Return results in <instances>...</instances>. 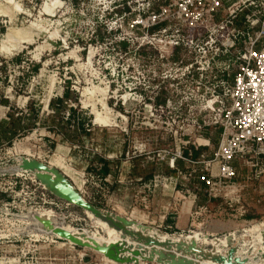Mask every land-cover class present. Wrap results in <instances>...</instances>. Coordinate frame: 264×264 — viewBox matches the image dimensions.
<instances>
[{"label":"rangeland","instance_id":"1","mask_svg":"<svg viewBox=\"0 0 264 264\" xmlns=\"http://www.w3.org/2000/svg\"><path fill=\"white\" fill-rule=\"evenodd\" d=\"M147 2L0 0V122L9 114L16 118L30 114L29 124L38 125L0 148V264H128L94 250L122 240L120 229L107 217L149 220V215L159 217L169 211L177 218L204 207H198V199L209 200L201 192L193 203L192 194L200 191V184L183 180L176 172L187 167L185 162L171 168L184 146L167 136L177 127L151 125V113L135 102L140 82L145 79L152 86L149 58L154 52L140 48V31L133 26L137 10ZM140 61L146 63L142 69ZM68 89L70 97L64 99ZM61 99L63 104L58 102ZM56 126L60 133L52 130ZM186 129L192 145L198 138L196 127ZM211 145L209 153L216 149ZM96 156L110 162L114 176L109 181L114 188L94 170L100 168ZM239 170L238 202L231 209L222 198L212 200L196 226L206 220L209 229L220 223L237 229L245 221L264 218V175L256 179L251 164ZM55 173L95 212L58 197L68 194L67 199H78ZM160 200H172V208L162 206ZM260 228L255 227V232ZM58 230L84 246L74 249V244L56 237ZM171 240L182 239L160 242ZM125 256L134 262V255Z\"/></svg>","mask_w":264,"mask_h":264},{"label":"built area","instance_id":"2","mask_svg":"<svg viewBox=\"0 0 264 264\" xmlns=\"http://www.w3.org/2000/svg\"><path fill=\"white\" fill-rule=\"evenodd\" d=\"M134 18L140 48L154 52L149 58L152 86L145 79L140 82L135 102L151 113V125L177 127L167 133L184 145L172 159V170L175 163L185 162L187 167L176 169L177 174L203 185L209 202L222 198L232 209L238 202L239 167L251 164L256 179L264 175V0H149ZM145 66L140 61L139 67ZM204 105L214 112L212 117L202 115ZM188 126L196 127L192 145ZM218 128L223 132L217 149L199 152L212 147L206 135ZM207 210L191 209L190 216L200 219ZM255 227H261L258 235ZM154 231L188 243L198 232L199 247L209 253L228 259L229 251L237 249L233 261L264 264V218L245 221L225 234L209 235L192 225L177 233ZM204 238L211 244L203 245ZM170 253L207 264L191 251L173 248Z\"/></svg>","mask_w":264,"mask_h":264},{"label":"water","instance_id":"3","mask_svg":"<svg viewBox=\"0 0 264 264\" xmlns=\"http://www.w3.org/2000/svg\"><path fill=\"white\" fill-rule=\"evenodd\" d=\"M54 175H59L55 173ZM71 188V190L77 195L78 199L71 200L63 197H58L70 201L82 208H85L88 211L95 212V209L92 205L87 204L79 194L72 189L67 180L59 175ZM43 178H51L45 176ZM44 182V181H43ZM52 192V191H51ZM108 222H111L114 226H117L120 229V234L122 235V240L114 245H110L108 248L95 249V251L104 255L107 259L116 262V263H128V264H140L141 260H147L151 263L157 264H197L195 261L187 259L186 257H177L174 254H171L170 251L173 248H176L178 251H191L198 259L202 258L206 261H213L218 264H244L240 259H235L234 254L237 252V249H232L229 251L228 259L221 256H216L212 253L207 252L204 248L199 247L196 240H190L189 243L185 240H180L173 242V240L161 243L158 238L152 237L149 230H154L152 227L145 226L141 223L129 220L127 218H117L115 221L111 217L106 218ZM137 227V230H136ZM56 237L67 240L76 246H84L76 241V239L66 231L58 230ZM264 237V233H263ZM136 240V242H132ZM134 243V244H133ZM137 247V249L135 248ZM126 253H131L134 255V262L132 259L125 256ZM145 254L148 255L145 258Z\"/></svg>","mask_w":264,"mask_h":264},{"label":"crops","instance_id":"4","mask_svg":"<svg viewBox=\"0 0 264 264\" xmlns=\"http://www.w3.org/2000/svg\"><path fill=\"white\" fill-rule=\"evenodd\" d=\"M217 129L212 130L210 132H207V138L211 141V143L213 144V146L217 147L220 144L221 141V136H222V129H220L217 133L215 132ZM214 132V133H213ZM209 152L210 149L208 148H202L199 152ZM199 152L198 155H199ZM110 166V165H109ZM173 172V171H170ZM114 176V172L112 171L111 167H110V172L109 174L106 176L105 179V183L108 184L109 188L112 189L114 188L113 185L110 183L109 179L112 178ZM201 192H205V187L203 185L200 184V191L196 192L194 194H192L193 199L196 202V198H198L197 196L201 194ZM196 197V198H195ZM191 198V197H190ZM162 206L163 205H167L169 204L172 208L173 203L172 200H170V203H168V200H160ZM209 200L204 198V199H198V207H200L201 205L203 206H207L209 205ZM159 208H160V204H158ZM163 209V208H162ZM150 218L148 219H139L137 218L138 216H131L132 218L130 219H134L136 220L138 223H141L143 225H149L151 226L153 229H158V228H162L164 230H167L169 233H177V232H181V231H186L187 229H189L191 227V225L199 230H203L205 231L207 234L209 235H215V234H225V233H229L233 230H236L234 224H222L221 225H217V227L215 228L213 225V227H211L209 229V225H208V221L206 222V220L204 221L205 223H199V226H196L195 223L197 221H199V219H195L193 220L190 216V212L187 213H181L178 215V217L176 218L174 213L167 211L166 214H162L159 215V217H151L152 215H149ZM148 218V216H146ZM128 219V218H127ZM257 219V218H256ZM147 220V221H146ZM253 220V219H251ZM153 221V222H151ZM204 227V228H203ZM219 227V228H218ZM218 228V229H217ZM240 227H238L237 229H239ZM212 229H216L219 230V232H213ZM221 230V231H220ZM137 249V247H135Z\"/></svg>","mask_w":264,"mask_h":264},{"label":"trees","instance_id":"5","mask_svg":"<svg viewBox=\"0 0 264 264\" xmlns=\"http://www.w3.org/2000/svg\"><path fill=\"white\" fill-rule=\"evenodd\" d=\"M68 97H70V91L69 89L65 92L64 94V99H67ZM58 102H60L61 104L64 103V100H59ZM53 101L51 102V107L55 108L53 106ZM56 111H58V109H56ZM36 119H38V114L34 113L33 114ZM31 116L32 115H27L24 117H15L13 114H9L7 120H2L0 122V148L3 145H7L10 146L13 144V139L15 137L18 136H23L25 134H29L32 131H34V129L38 126L37 123H33L32 125H30V121H31ZM63 122V121H62ZM60 125V124H59ZM32 126V127H31ZM91 126V125H89ZM77 128H81L82 132L84 131V126L81 123H78ZM55 133H60V128L58 126L54 127ZM195 157L198 156V153L195 152L194 153ZM96 162L97 164L100 166V168H96L94 169L98 176H100V178L102 179V182H105L106 176L109 174L110 172V162L107 161L105 158H101V157H97L96 156Z\"/></svg>","mask_w":264,"mask_h":264},{"label":"bare ground","instance_id":"6","mask_svg":"<svg viewBox=\"0 0 264 264\" xmlns=\"http://www.w3.org/2000/svg\"><path fill=\"white\" fill-rule=\"evenodd\" d=\"M11 42H12V41H11ZM11 42H10V43H11ZM5 44H7V43H5ZM11 45H12V44H11ZM93 91H94V90H93ZM94 92H95V91H94ZM94 92H93V93H94ZM91 94H92V93H91ZM91 94H89V95H91ZM101 95H102V94H101ZM105 97H106V95H105ZM86 100H87V99H86ZM105 103H106V102H105ZM105 103H103V105H104V107L106 108V104H105ZM107 110H108V109H107ZM202 114L209 118V117H212L211 115L214 114V112L211 111V108H210L208 105H204V106L202 107ZM48 179H49V178H48ZM53 179L55 180V178H53ZM61 179H62V178H60V180H61ZM62 180H63V179H62ZM53 182H54V181H53ZM54 183L56 184V181H55ZM54 183H53V184H54ZM61 183H63V182H61ZM46 184H47V183H46ZM46 184H45V185H46ZM55 184H54L53 186H54V187H57ZM48 185H49V184H48ZM48 185H47V186H48ZM50 185H51V184H50ZM58 185H59V184H58ZM63 185H65V184H63ZM49 188H50V187H49ZM50 189H52V188H50ZM59 189H60V188H59ZM59 189H57V190H59ZM62 189H63V188H62ZM67 189H68V188H67ZM67 189H66V190L64 189L65 192L67 191ZM52 190H53V192H55V191H54V188H53ZM64 190H62V192H63ZM62 192H61V193H62ZM67 192H69V191H67ZM58 193H59V192H58ZM69 194H72V190L70 191ZM59 195H60V194H59ZM67 195H68V194H67ZM67 195H65V198H66ZM60 197H61V196H60ZM71 197L74 199L75 196H71ZM72 198H71V199H72ZM66 199H67V198H66ZM73 199H72V200H73ZM188 204L190 205V208H191V206H192V201L189 200V201H188ZM260 229H261V228H260ZM252 231H253L255 234L258 235V234L260 233L261 230H258V231L255 232V229H253ZM163 235H165V234H163ZM165 237H168V236L165 235ZM169 239H170V237H168V239L165 238V240H163V239H161V238H159L158 240H159V241H167V240H169ZM200 239H201V238L199 237V233H198V232L195 233V236H191V237L189 238V240H196V241H200ZM207 242H208V239H207V238H204V240L202 239V244H203V245H204V244H208ZM213 242H214V241H213ZM226 242H227L226 240H225V241L223 240V243H226ZM214 243H216V245H213V246H215V248L218 249V245H219V243H218V242H214ZM227 243H228V242H227ZM227 243H226V244H227ZM243 251H245V250H243Z\"/></svg>","mask_w":264,"mask_h":264}]
</instances>
